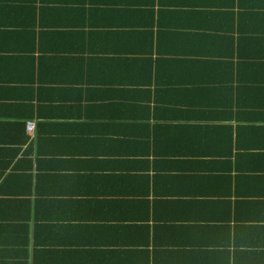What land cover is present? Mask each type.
<instances>
[{
    "label": "crops",
    "instance_id": "obj_1",
    "mask_svg": "<svg viewBox=\"0 0 264 264\" xmlns=\"http://www.w3.org/2000/svg\"><path fill=\"white\" fill-rule=\"evenodd\" d=\"M0 224V264H264V0H0Z\"/></svg>",
    "mask_w": 264,
    "mask_h": 264
},
{
    "label": "trees",
    "instance_id": "obj_2",
    "mask_svg": "<svg viewBox=\"0 0 264 264\" xmlns=\"http://www.w3.org/2000/svg\"><path fill=\"white\" fill-rule=\"evenodd\" d=\"M4 180H6V181H8L9 180V174L8 175H6V177H5V179ZM13 200H15V201H19V202H24L23 204H24V206H25V199H23V198H17L16 197V199H13ZM4 201H5V199H4ZM12 221H10L9 223H4V225H7V227H12V228H14V227H22V226H19V225H23L24 227H26V229L28 230L30 227H31V224L29 223V221L27 222V220H22V221H19L20 222V224L18 225V224H16V223H11ZM69 222H71V223H69L68 225H65V226H67V227H72L74 224L73 223H75V226L77 227V221H69ZM1 225V224H0ZM17 242V241H16ZM14 244H16V245H18L17 243H14ZM25 244V243H24Z\"/></svg>",
    "mask_w": 264,
    "mask_h": 264
},
{
    "label": "built area",
    "instance_id": "obj_3",
    "mask_svg": "<svg viewBox=\"0 0 264 264\" xmlns=\"http://www.w3.org/2000/svg\"><path fill=\"white\" fill-rule=\"evenodd\" d=\"M30 124H31V123H30ZM30 124H29V125H30Z\"/></svg>",
    "mask_w": 264,
    "mask_h": 264
}]
</instances>
